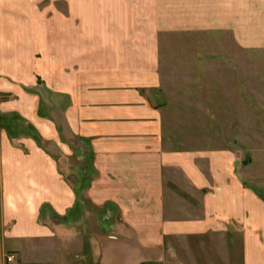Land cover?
I'll list each match as a JSON object with an SVG mask.
<instances>
[{
	"label": "crops",
	"instance_id": "obj_1",
	"mask_svg": "<svg viewBox=\"0 0 264 264\" xmlns=\"http://www.w3.org/2000/svg\"><path fill=\"white\" fill-rule=\"evenodd\" d=\"M195 3L264 47V0H0V264H159L170 238L230 226L264 264L262 200L222 159L165 148L143 22Z\"/></svg>",
	"mask_w": 264,
	"mask_h": 264
},
{
	"label": "rangeland",
	"instance_id": "obj_2",
	"mask_svg": "<svg viewBox=\"0 0 264 264\" xmlns=\"http://www.w3.org/2000/svg\"><path fill=\"white\" fill-rule=\"evenodd\" d=\"M215 9L176 5L175 13L143 22L144 29L159 33V87L153 95L165 148L200 156L202 163L204 157L222 159L224 173L232 171L264 203V47H248L217 28ZM173 14L176 20H168ZM8 99L0 92V103ZM71 162L59 157L65 172ZM67 176L73 180L69 171ZM232 233H238L235 226L223 234L170 238L159 264H241V239Z\"/></svg>",
	"mask_w": 264,
	"mask_h": 264
},
{
	"label": "built area",
	"instance_id": "obj_3",
	"mask_svg": "<svg viewBox=\"0 0 264 264\" xmlns=\"http://www.w3.org/2000/svg\"><path fill=\"white\" fill-rule=\"evenodd\" d=\"M13 258H14V256L9 254V255H7V257H6V260H7L8 262H10V261L13 260Z\"/></svg>",
	"mask_w": 264,
	"mask_h": 264
}]
</instances>
